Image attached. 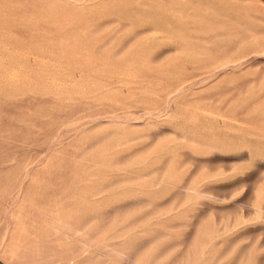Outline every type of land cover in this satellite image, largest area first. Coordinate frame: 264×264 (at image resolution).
<instances>
[{"label": "rangeland", "instance_id": "1", "mask_svg": "<svg viewBox=\"0 0 264 264\" xmlns=\"http://www.w3.org/2000/svg\"><path fill=\"white\" fill-rule=\"evenodd\" d=\"M0 264H264V0H0Z\"/></svg>", "mask_w": 264, "mask_h": 264}, {"label": "bare ground", "instance_id": "2", "mask_svg": "<svg viewBox=\"0 0 264 264\" xmlns=\"http://www.w3.org/2000/svg\"><path fill=\"white\" fill-rule=\"evenodd\" d=\"M77 232V231H76Z\"/></svg>", "mask_w": 264, "mask_h": 264}]
</instances>
